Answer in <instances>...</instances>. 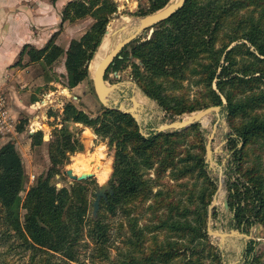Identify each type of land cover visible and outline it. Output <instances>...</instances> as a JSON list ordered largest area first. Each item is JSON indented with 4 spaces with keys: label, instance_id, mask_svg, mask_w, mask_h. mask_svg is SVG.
Listing matches in <instances>:
<instances>
[{
    "label": "trees",
    "instance_id": "obj_1",
    "mask_svg": "<svg viewBox=\"0 0 264 264\" xmlns=\"http://www.w3.org/2000/svg\"><path fill=\"white\" fill-rule=\"evenodd\" d=\"M167 3L168 0H153L150 10L140 16L155 13ZM117 13L113 0L69 2L62 11L63 24L90 17L94 20L90 29L80 39L72 40L67 50L56 43L59 33L42 49L27 45L12 67L41 63L48 69L65 57L66 87L77 88L89 80V65ZM25 57L27 63L23 62ZM121 57L108 72H117L130 58L136 60L134 81L148 98L162 107L169 119L209 107L227 110L234 133L230 139L234 152L232 164L240 176L237 182H227L232 226L244 233L257 224L264 226V176L258 167L244 168L249 145L264 140V114L257 113L264 109V0H187L181 10L155 27L151 39L136 40L124 49ZM192 79H199L196 85H202L204 93L200 98L204 102L191 104L188 99L173 94ZM104 110L102 115L92 118L75 105L66 104L62 128L54 130L49 145L52 167L31 186L27 187L29 179L16 143L11 141L0 147V227L3 228L0 243L15 237L34 256L40 254L41 264H58L53 259L77 264L79 247L89 239L97 246L100 256L110 260L107 250L111 228L101 212L117 216L119 212L130 211L128 207L136 203L153 201L162 194L154 193L159 187L158 179L171 171L175 180L196 175L204 187L194 201L188 200V206L181 202L166 204L169 216L159 221L154 232H169V241L159 244L153 238V248L145 251L140 244L139 250L121 255L124 260L114 264H223L222 254L208 234L207 209L216 185L208 175L199 125L145 138L131 115ZM25 124L20 122L17 132L24 133ZM78 124L92 129L116 152L110 179L114 195L109 194L108 201H102L96 219L91 218L89 200L90 193L99 190L96 179L73 181L70 187L62 188L55 184L56 177L70 164L71 156L81 150L80 140L71 130V125ZM191 134L196 136V141L190 144L184 158L178 160L177 147L185 145ZM42 145L43 132L37 131L32 136V147ZM152 171L155 181L150 178ZM162 203L157 202V210L164 208ZM132 232L137 240L142 238L135 223ZM128 244L133 246V240ZM254 244L251 242L248 247L245 264H264V255H254ZM0 264H7L1 254Z\"/></svg>",
    "mask_w": 264,
    "mask_h": 264
},
{
    "label": "rangeland",
    "instance_id": "obj_2",
    "mask_svg": "<svg viewBox=\"0 0 264 264\" xmlns=\"http://www.w3.org/2000/svg\"><path fill=\"white\" fill-rule=\"evenodd\" d=\"M113 1L118 7V13L113 17L112 21L108 25L101 45L98 48L97 54L90 63L91 67L89 65V80L82 83L78 89L72 92L66 87L67 79L65 57L61 58L54 66L48 69H45L41 63L29 64L25 67V69L30 68L28 73H30L31 77H28V79L32 85L25 87V89L22 90L23 95L18 97L24 102L25 107L22 108V113L18 118V123L16 122V130L20 122H26L25 132L28 131V133L32 134L31 139L37 131L43 132V145L41 147H34L30 154L29 150L25 152V155H29L26 157L25 161V169L29 179L27 187L34 184L38 176L42 174L47 175L48 171L52 167V163L49 159V145L53 139L54 130L62 128L63 112L67 103L75 105L79 110L85 112L92 118L102 115V113L105 111L104 109H107L101 104L95 94L92 78L94 77L97 68L107 53V46L110 45L112 37H115V35L125 26V23L128 22V20L141 19L145 17L140 16V13L149 11L153 0ZM176 1L178 0H168L167 5ZM258 16L259 15L257 14L256 17ZM76 22H79L82 26L76 34L77 40L80 39L90 29L94 23V20L88 17L84 20H79ZM68 23L72 24L70 22ZM148 36L149 30L141 34L138 39H148ZM66 41L67 40L65 39V41L60 44V47L63 49H65ZM133 63L138 62L130 58L128 61H125L123 64H121L117 72L110 70L106 74V81L110 86L119 84L122 85L121 90L114 96V98L119 100V105H122L124 109L132 108L133 105L131 103V98H134L140 105L144 107V111L140 120L141 124L137 123L139 126V132L143 130L145 133L150 134L154 132V129L160 128L164 124H170L175 121H187L190 118V115L204 110L202 109L194 113L185 114L176 118L175 120L169 119L162 107L156 101L148 98L139 87L137 82L134 81V77L132 75ZM37 77L41 78L40 84L37 83ZM198 80L199 79H192L184 82L181 87L173 94L188 99L191 104L195 102H204L202 101V98H200L204 93L202 85H196ZM166 86L169 94V83H166ZM2 93L5 95L7 107L10 111L11 107L9 104V97L6 96L7 94H5L3 91ZM50 94H52V105H50V107H42L41 109L35 111L33 106L37 103H41ZM34 100H37L38 102L34 103ZM111 105H113V100H111ZM225 105L227 106L226 101ZM257 113L264 114V109L257 110ZM228 117L229 114L227 113V110L222 108V111L219 115L208 116L201 123H197L195 125H199V132L202 135L205 149L208 137L214 132V140L211 147L214 152V160L220 166L217 170L207 167L208 175L211 181L216 185V191L211 197L210 206L213 204L214 198L216 197L217 199L211 218L208 214V228L213 231L220 230L224 233L230 234V231L235 229L232 226L233 214L231 212L230 206L229 210L225 209V202L228 201L229 203L227 182H237L240 176L236 174L234 171L235 169H233L234 165L232 164V160L234 152L231 151L230 139L234 133L229 123ZM32 128L37 129L32 131ZM71 130L79 138L81 150L80 152L71 156L70 164L62 170L61 176L56 177L55 184L57 187H70L74 181L71 178L64 176V172L67 170H73L74 175L77 177H80L87 172L91 173L93 177L90 179H96L99 184V188L104 184L110 185V179L113 173L114 156L116 153L115 150L110 149L108 147V142L106 140L99 139L90 128H86L83 125L78 124L71 125ZM174 133L177 132L163 134ZM163 134H158L156 136ZM0 135L2 136V134ZM195 141L196 136L191 134V136L187 138L185 145H179L177 147L180 151L178 160H182L184 158L185 152L190 149V144H193ZM241 146L242 144L240 143L239 148ZM195 149L198 150L197 148ZM194 152L198 153L197 151ZM19 153L21 154L20 151ZM246 153L247 156L245 158L246 163L244 168H250L252 166L258 167L260 173H262L264 176V140H259L257 142L255 141L253 144L249 145ZM205 164H207L206 155ZM107 166H110L111 170L109 172V177L104 178ZM89 173L84 175H88ZM150 178L154 181L156 180L154 171L151 172ZM175 178V173L173 174L171 171H169L162 178L158 179L159 187L154 189V193L161 191L162 194L153 201L136 203L134 206L128 207L130 211L124 213L119 212L117 216L107 214L106 211L101 212L105 216L106 222L111 228L110 243L107 250L110 260L102 258L99 254V251L97 250V246L91 243L89 239L85 238L86 240H84L83 244L79 247V263L77 264H114L116 263L115 261L119 259L124 260V257L121 255L133 252L134 250H139L140 244H142L145 251L150 250L153 248V238H156V241L159 244L169 241V232H154L157 228V225L160 223L159 221L164 220L167 216H169L168 208L165 207L166 204H168V202H181L182 205L188 206V200L194 201L201 188L204 187L203 181L199 180L196 175L183 180H175ZM104 180H106L105 183H103ZM96 192L97 191L90 193L89 195V200L92 202V209L90 212L91 218H94L93 204L95 202ZM220 192L222 197H219ZM107 196L109 197V194H107ZM157 202H163L162 204L164 205V208L157 210ZM132 223H135L137 232L142 233V238L140 240H137L135 237H133ZM2 231L3 228L0 227V232ZM242 234L249 236L251 239L248 241L241 238L231 239L228 242L225 250L220 251L223 257V264H245L249 258L248 247L250 246L251 242L255 243L254 255L255 253L256 256L264 255L263 225L257 224L250 228L248 233L242 232ZM210 238L211 241H213V243L218 247L220 239L213 236H210ZM130 240H133V246L128 244ZM0 254L3 261H5L7 264H41L43 259L41 258L40 254L37 257L34 256L32 251H27L22 241L15 237L9 238L8 242L6 241L0 243ZM53 262L65 264L64 260L62 259H53ZM262 262H264V257Z\"/></svg>",
    "mask_w": 264,
    "mask_h": 264
},
{
    "label": "crops",
    "instance_id": "obj_3",
    "mask_svg": "<svg viewBox=\"0 0 264 264\" xmlns=\"http://www.w3.org/2000/svg\"><path fill=\"white\" fill-rule=\"evenodd\" d=\"M71 1L73 0H0V90L9 97L10 112L17 123L22 108L25 107L18 97L23 95L25 87L32 84L28 79L31 77L28 73L30 68L12 66L18 62L25 46L32 45L42 49L56 33H59L57 45L61 46L66 39L65 49H68L82 27L79 22L63 24L62 11ZM27 61L25 57L23 62ZM40 80L37 77L38 84ZM31 135L28 131L19 133L17 130L0 135V146L15 142L25 164L26 157L29 156L25 152L29 150L30 154L33 151Z\"/></svg>",
    "mask_w": 264,
    "mask_h": 264
},
{
    "label": "water",
    "instance_id": "obj_4",
    "mask_svg": "<svg viewBox=\"0 0 264 264\" xmlns=\"http://www.w3.org/2000/svg\"><path fill=\"white\" fill-rule=\"evenodd\" d=\"M187 0H178L176 2H172L165 6L163 9L147 15L141 19L128 20L125 23V28L121 33L112 37V42L114 44H110L107 46V53L97 68L93 81V88L98 100L104 105L107 109H115L121 111L125 114L131 115L138 124H141L140 120L142 117V113L144 111V107L140 105L134 98H131L132 108L124 109L122 105H119V100L115 99L114 96L121 90L122 85H108L106 81V74L108 70L115 66V61L117 59H122L121 53L124 49L129 46L132 42L136 41L139 36L149 30L148 39L153 35L154 28L159 24L167 21L173 15H175L179 10H181L186 4ZM111 100H113V105H111ZM118 106V107H117ZM226 106V105H225ZM223 107H209L204 109L198 113L190 115V118L187 121H175L170 124H164L160 128L154 129L152 133L147 134L143 130L140 131L141 135L145 138H150L152 135L156 136L158 134L163 133H173L178 132L183 129H187L197 123H201L204 119L211 115H219L222 111ZM214 140V132L208 137L207 145H206V163L207 167L213 170H217L220 166L214 160V152L212 150V143ZM64 176L71 178L69 176L68 170L64 172ZM93 175H82L80 177H72L71 179L74 181H83L92 178ZM221 186V183H220ZM107 194L111 196L114 195V191L111 185L104 184L100 186L99 190L95 193V202L93 204V217L97 218L98 213L101 208V202L108 201ZM217 202L216 197L213 200V204L208 209L209 217L211 218L212 211L215 208V204ZM225 209L229 210L228 201L225 202ZM209 227V224H208ZM208 234L210 236L216 237L220 239L219 250L224 251L228 242L233 238H241L245 240H250L251 238L247 235L242 234L240 230H232L230 234L224 233L220 230H211L208 228Z\"/></svg>",
    "mask_w": 264,
    "mask_h": 264
},
{
    "label": "built area",
    "instance_id": "obj_5",
    "mask_svg": "<svg viewBox=\"0 0 264 264\" xmlns=\"http://www.w3.org/2000/svg\"><path fill=\"white\" fill-rule=\"evenodd\" d=\"M52 94L48 95L41 103L34 105V109L39 110L42 107H50L52 105ZM16 121L12 118V115L7 107V100L5 95L0 90V134L6 135L16 132ZM32 128L31 130L34 131Z\"/></svg>",
    "mask_w": 264,
    "mask_h": 264
},
{
    "label": "bare ground",
    "instance_id": "obj_6",
    "mask_svg": "<svg viewBox=\"0 0 264 264\" xmlns=\"http://www.w3.org/2000/svg\"><path fill=\"white\" fill-rule=\"evenodd\" d=\"M125 28V26L115 35V37L116 36H118L120 33H121V31H123V29ZM110 44H114V41L112 42L111 41V43ZM97 58V57H96ZM142 104V103H141ZM110 170H111V167L110 166H107V170H106V172H105V177L106 178H108L109 177V172H110ZM68 173H69V176L72 178V177H77V176H75L74 175V172H73V170H68ZM87 173H89V172H87ZM87 173H84V174H87ZM83 174V175H84ZM89 174H91V173H89ZM106 182V180H104L103 181V183H105ZM223 187V186H222ZM224 194V193H223ZM219 197H222V194H221V192H220V195H219Z\"/></svg>",
    "mask_w": 264,
    "mask_h": 264
}]
</instances>
